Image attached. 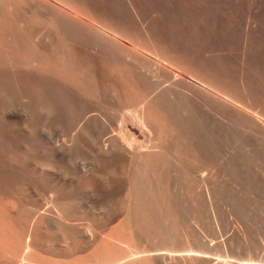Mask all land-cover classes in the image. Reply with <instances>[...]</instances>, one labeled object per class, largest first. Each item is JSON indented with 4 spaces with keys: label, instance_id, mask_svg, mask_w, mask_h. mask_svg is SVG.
I'll list each match as a JSON object with an SVG mask.
<instances>
[{
    "label": "bare ground",
    "instance_id": "6f19581e",
    "mask_svg": "<svg viewBox=\"0 0 264 264\" xmlns=\"http://www.w3.org/2000/svg\"><path fill=\"white\" fill-rule=\"evenodd\" d=\"M226 1L224 10L222 0L2 3L4 8L6 4L23 14L34 40V45L30 43L32 52L36 55L38 50L47 63L37 71L58 79L60 85L67 80L75 82L69 107L71 122L76 124L77 133L81 131L85 136L93 163L89 167L88 162L89 168L83 169L75 163L72 170L77 167L85 182L102 178L106 187L126 191L121 200L92 211L88 229L82 234L70 222L60 221L63 216L59 212L40 213L20 204L18 220L28 232L23 251L26 259L35 264H264V250H254L258 244L250 238L247 226L234 237L219 240L216 247L202 240L197 228H203L204 211L211 216L212 209L207 197L196 188L218 187L222 165L240 180H235V187H248L251 181L258 180L252 178L253 162L257 168L264 167V80L260 78L264 73L250 77L254 67L257 71H253L258 72L256 64H261L262 58L257 57L260 63L249 69L254 61L249 52L254 48L251 39L264 36V28L259 23L253 25V14L246 10L244 23H238L240 11L237 13L239 9L234 7L235 0ZM257 20L264 21L260 15ZM236 28L241 31H236L240 37L233 36L240 38L237 46L241 45L234 53L231 48L237 40L232 45L229 42L233 37L229 35L235 34ZM220 38L225 39L223 43ZM260 45L264 44L259 42L254 52L264 58ZM243 49L253 61L246 63L250 57L246 59L248 54ZM103 61L121 73L120 82L104 75ZM259 68L262 69L260 65ZM90 96L107 100L116 108L131 107L117 111L124 117L118 116L116 132L109 128L108 116L90 106ZM45 102L43 107L49 115L53 107L48 98ZM35 105L30 109L42 107ZM229 140L234 141L233 150L239 148L244 158L236 154L231 158L232 148H225ZM223 151L231 159L223 157ZM257 170H253L256 175ZM1 172L0 191L6 194L12 182ZM63 203L70 204H60ZM65 209L62 213L66 215L70 208ZM59 236L68 238L69 243L56 244ZM46 238L55 243L46 245ZM31 248L42 254L32 255Z\"/></svg>",
    "mask_w": 264,
    "mask_h": 264
},
{
    "label": "rangeland",
    "instance_id": "374dc122",
    "mask_svg": "<svg viewBox=\"0 0 264 264\" xmlns=\"http://www.w3.org/2000/svg\"><path fill=\"white\" fill-rule=\"evenodd\" d=\"M2 3H5V0L2 2L0 0V5ZM2 6H0V172L2 171L3 174L5 173L4 175L8 181L12 182V187H9V193L6 192V194H4L0 191V264H35L33 261L26 259L27 255L23 254L26 243L25 237L28 232L21 228L18 220L19 217L17 216L18 213L16 211H18L20 204L24 207L28 206L32 209H37L40 213L55 214V211L59 212L61 213V217H65V219L63 217L59 218L60 221L66 223L70 222L68 224H72L76 227L75 229L77 233L82 234L86 233V229H88L87 219L92 211H96L95 209L98 207H106L108 204L121 200L125 197L126 191H121V187H106L107 183L102 178L96 180V182L92 181V183L91 181L85 182V180L80 178L81 172L78 171V169H83L84 167L89 168L93 163V155L91 148L86 144L88 143L87 140L83 138L85 136L81 134V131L77 133L78 128L76 124L74 121L71 122L73 119L70 117L69 107L71 105V99L74 96L75 82L67 80L63 85H60L58 79L55 81L54 78L46 77L44 74L37 71L39 66H47V63L45 62V58L38 53V50L36 53L40 56L37 54L35 55L32 52L31 44L34 45V40L31 41L33 38L27 31L29 28L28 25L24 23L23 14L18 12L19 10H16V8H10L6 4V8H4V4H2ZM220 6H222L221 10H224V7L228 6L227 1L222 0V5ZM234 7L239 9H236L237 13L239 11V13H241L245 10L250 14L252 13L253 15H251L254 17L252 18V20L254 19L253 25H258L259 23L261 28H264L263 20H261L262 22L259 21L260 19L256 21V17H259V15L261 19H264V0H235ZM253 12L256 13V15ZM239 13L238 23L242 25L247 13L245 14L243 12V15H239ZM257 25L256 27L259 29ZM239 27L238 28L241 30V26ZM238 28L235 29V34L238 32L241 34V31H238ZM235 34L232 33V35H229L233 37V39L230 38L231 42H229L232 45L235 44L234 40L240 39L238 38L240 37L239 34ZM233 35L238 37H234ZM257 36L258 35L255 36V39H251V43H256V46L252 44L254 47L252 48L253 51L249 50L252 45L247 47L249 52H252L251 54H253L254 61H257L254 62L252 60V56H249L248 51L245 50L246 48L243 50H245L246 55L248 54L246 59L248 56L250 57L246 60V63L249 59L254 62H252L253 64L250 63L251 61L249 62V69L259 62L258 58H260V60L262 58L260 61L261 64L259 65L264 70V62H262L264 60L262 57L263 55H259L261 56L259 57L256 54V48L258 49L257 46H259V42L260 44H264V36L259 35L262 37L261 39L257 38ZM219 37L217 39H219ZM222 40L223 39H221V42L223 43L225 39ZM238 41L239 40L236 41L235 46H237ZM232 45L229 44V47ZM240 45L241 44L238 46ZM235 46H232L231 48V51L233 50L234 53L237 51L234 49L238 48V46ZM262 47L264 49V45ZM240 50L242 51V49L239 48L238 51ZM100 63L105 68V76H112L120 82V72L117 70H111L107 61ZM256 65L259 70L256 73L255 71H257V69L254 67L253 69L255 71H253V69L251 70L252 76L250 77H256L258 76L257 74L264 73V71H261L262 69L260 70L258 63ZM34 70L38 73H35ZM254 73H256V75ZM260 78L261 81L264 80L263 74L260 75ZM253 79L257 80V78ZM30 89H32V92H30ZM47 98L53 107V110L49 115L45 113V107H43L46 105L45 101ZM88 99L91 101L90 106L92 105L94 109L102 112L106 117L108 116V126L109 128H112L111 130L113 132H116L119 127L118 116L124 117V113L121 112H123V110L126 111L125 109L131 108L126 105L117 106L116 108L111 102L103 99L97 100L94 96H90ZM95 99L96 101H94ZM35 102L39 104V107H42L36 108L38 105ZM34 105L36 106L35 109H33ZM32 106L33 108L30 109ZM39 109H44V111H40L41 114L44 112L42 115L38 112ZM36 112L39 114L35 115ZM32 116L36 117V121H33V124L31 120L35 117L33 118ZM114 116L115 118H113ZM29 117L32 118L30 119ZM73 126L76 130L75 128L73 129ZM74 132H76V136L79 135V139L78 137H74ZM229 141L230 145L226 143V147L225 145L223 146L225 142L223 143L222 141V149H224L225 153L228 152L225 148L229 151H231L229 148H232V153H230V155L236 154V157L243 156L242 158H244V155L239 151V148L234 149L235 151L238 150V154L236 152L234 153L233 147H231L234 145V141ZM224 151L222 155L223 157L226 156L228 159L229 155L228 153L225 155ZM239 153L242 155H239ZM233 155H231V158ZM88 162H90V165ZM252 162H250V165L254 163L252 166L254 167L256 162ZM75 163L76 166L79 167L78 169L75 167V169L72 170L71 165ZM257 166L258 165L254 168L251 167V174H255V176L252 174V176H254L252 178L255 179V177H258V180L255 179L253 181L254 184L258 181L255 186L251 181L249 183L250 186L248 184V187L247 185H244V187H235L237 186L235 180H238L237 183H240V180L236 178V175L234 177L230 172H227L228 170H226L225 165H222V176L220 175L217 180L218 184H216L218 187L196 188L197 192H203L204 196L207 197L212 209V212H210L211 216L209 215L208 210L206 212L204 211L203 228L197 225L200 234L202 233L200 235L202 237L201 239L205 242L207 241L206 243L211 241V244H209L211 247H216L219 242L228 239V237H234L240 228L243 229L244 226H247L250 230H248L249 236H252L255 239L252 237L250 238L258 244L255 246L254 250H264V172L260 171L264 169V167L260 169L261 167L259 166L260 168L258 167V169ZM253 170H257L258 175H256V172L254 173ZM222 173H228L229 175L226 174V176H228L226 177L225 174L223 175ZM221 177H223L224 180L219 182ZM233 177L234 179H232ZM261 177H263V179ZM59 200H61V202L68 201L70 204H60L61 202ZM53 202L56 203L55 207L53 206V204H55ZM65 208H70V210L67 209V213L65 212L66 215L62 213L63 211H66ZM248 213H251V215ZM254 221L256 222L254 223ZM222 223L223 225L221 226ZM249 223H251L252 226ZM207 224L209 227L206 226ZM211 226L216 227L215 230H213ZM235 227L236 229H233ZM48 239L46 238V245H49L48 243L56 242V244L59 243L62 246H66L69 243L68 238L65 239L67 240L65 241L61 236L55 239V242L52 240L49 242ZM29 253H32V255L42 254L37 248H31ZM24 255H26L25 259H23Z\"/></svg>",
    "mask_w": 264,
    "mask_h": 264
}]
</instances>
